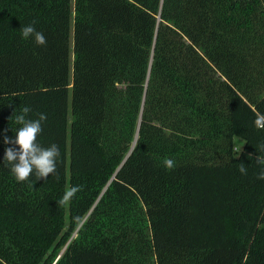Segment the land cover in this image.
I'll list each match as a JSON object with an SVG mask.
<instances>
[{
  "label": "trees",
  "instance_id": "trees-1",
  "mask_svg": "<svg viewBox=\"0 0 264 264\" xmlns=\"http://www.w3.org/2000/svg\"><path fill=\"white\" fill-rule=\"evenodd\" d=\"M25 106L47 180L3 163ZM260 115L264 0H0V264H264Z\"/></svg>",
  "mask_w": 264,
  "mask_h": 264
},
{
  "label": "clouds",
  "instance_id": "clouds-1",
  "mask_svg": "<svg viewBox=\"0 0 264 264\" xmlns=\"http://www.w3.org/2000/svg\"><path fill=\"white\" fill-rule=\"evenodd\" d=\"M35 21L20 28L21 35L24 39L33 38L38 46H44L47 43L46 37L34 27ZM31 111L30 107L25 106L21 114L15 117V123L21 125L16 130L14 140L5 138V144H15L18 148L8 147L5 149L3 163L5 166H11L10 171L18 182H24L35 173L36 179H45L49 175L56 173V162L60 156L59 148L56 144L50 147H42L37 143V137L42 132V122L46 120V115L41 113L35 120L26 119V115ZM11 118V117H10ZM258 128L264 129V115L257 117L254 122ZM242 147L238 148L241 153ZM259 165L264 166V158L256 157ZM164 166L171 170L175 167L174 160L166 158ZM239 172L247 175V168L243 163L240 164ZM257 179L264 180V170L260 171ZM81 191L80 186L68 188L63 197L58 201L59 206H64L71 201L77 192Z\"/></svg>",
  "mask_w": 264,
  "mask_h": 264
},
{
  "label": "rangeland",
  "instance_id": "rangeland-1",
  "mask_svg": "<svg viewBox=\"0 0 264 264\" xmlns=\"http://www.w3.org/2000/svg\"><path fill=\"white\" fill-rule=\"evenodd\" d=\"M243 144V141L239 138H233L232 139V147H233V150H234V153H238V148H240Z\"/></svg>",
  "mask_w": 264,
  "mask_h": 264
},
{
  "label": "water",
  "instance_id": "water-1",
  "mask_svg": "<svg viewBox=\"0 0 264 264\" xmlns=\"http://www.w3.org/2000/svg\"><path fill=\"white\" fill-rule=\"evenodd\" d=\"M126 157H127V155H126ZM122 162H123V161H122ZM59 254H60V253H59ZM58 256H59V255H58ZM58 256H57V258H58ZM57 258H56V259H57ZM56 259H55V260H56Z\"/></svg>",
  "mask_w": 264,
  "mask_h": 264
}]
</instances>
